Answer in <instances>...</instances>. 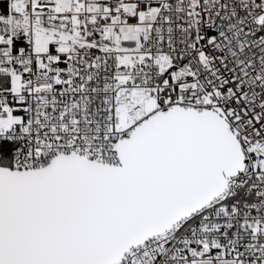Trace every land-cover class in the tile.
Here are the masks:
<instances>
[{
  "label": "snow or ice",
  "instance_id": "6c2138e0",
  "mask_svg": "<svg viewBox=\"0 0 264 264\" xmlns=\"http://www.w3.org/2000/svg\"><path fill=\"white\" fill-rule=\"evenodd\" d=\"M0 264H264V0H0Z\"/></svg>",
  "mask_w": 264,
  "mask_h": 264
}]
</instances>
